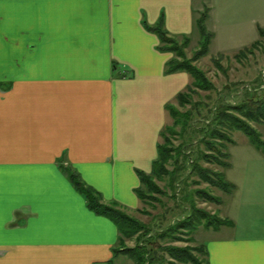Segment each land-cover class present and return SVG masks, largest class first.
I'll use <instances>...</instances> for the list:
<instances>
[{
    "label": "crops",
    "instance_id": "crops-1",
    "mask_svg": "<svg viewBox=\"0 0 264 264\" xmlns=\"http://www.w3.org/2000/svg\"><path fill=\"white\" fill-rule=\"evenodd\" d=\"M230 1L248 24L217 40L228 0H0V264H114L116 224L88 209L64 168L104 203L140 206L138 172H151L167 107L191 82L165 73L173 55L146 27L191 36L207 10L209 48L240 51L264 29V0ZM248 160L257 171L226 178L230 224L205 242L208 264H264V154Z\"/></svg>",
    "mask_w": 264,
    "mask_h": 264
},
{
    "label": "trees",
    "instance_id": "trees-1",
    "mask_svg": "<svg viewBox=\"0 0 264 264\" xmlns=\"http://www.w3.org/2000/svg\"><path fill=\"white\" fill-rule=\"evenodd\" d=\"M206 17L207 13H202L194 21V26L200 35V44L191 58H187L185 54V49L190 42L188 36L181 38L170 36L165 31L162 21L156 26L146 27L158 36L160 41L159 50L171 52L173 55L172 59L166 64L165 73L186 72L192 80L186 91L176 96L177 106L170 105L167 107L173 123L171 126L164 127L161 132L163 143L158 146V156L152 164L151 172L148 174L138 172L140 187L135 192L139 201L146 204V206L152 204L153 201L160 203L161 201L157 200L164 195V191L160 189L156 181L167 179L172 187L173 185L178 186L181 181H184L186 175L192 173L209 186L225 194L232 193L234 185L226 180L222 172L212 171L197 164V161L202 160L205 163L216 164L223 169H227L229 163L223 159L227 158L228 154L224 152V149L227 142L233 143L228 136L229 132L240 131L257 150L264 154V141L261 139L259 132L251 126V123H264V96L232 105L223 94H218L213 107L207 111L204 126L199 127L197 130L201 134L198 141L203 146V150H197L192 159L186 156L184 150L188 143L183 142L177 147H174L172 143L174 135L180 134V132L182 136L186 134L185 128L191 120L190 111L181 112L178 108H184L189 104L192 96L197 94L199 90L211 91L214 89L205 74L194 65V62L207 54L212 38V34L205 28ZM258 34L261 39H264V29L259 28ZM256 45H259V41L254 42L251 47ZM246 50V48L240 50L235 55V59L245 58ZM217 66L221 68L220 65ZM176 128H179V131ZM179 160H182L180 164ZM169 164L173 165L172 170L168 169ZM64 172L75 190L84 196L88 209L97 215L109 218L116 224L119 237L117 246L114 248L115 256L122 255L131 260L133 264H166L165 256L178 263L201 264L193 256L192 251L206 254L203 246L189 249L187 247L163 246L160 244L162 240H168L169 242L182 240L179 234L191 232L194 229L195 220L198 222L199 219H205L203 211L197 209L192 200L190 201L189 214L186 217L178 219L158 231L128 216L126 210L117 203H104L101 195L87 186L79 175L70 168H64ZM173 195H175V192ZM194 195L206 201H214L213 197L204 191L190 193L191 197H194ZM141 212L146 214L144 210H141ZM214 220L219 226L230 224L226 219ZM133 237L136 245L127 248L124 245L125 240H130Z\"/></svg>",
    "mask_w": 264,
    "mask_h": 264
},
{
    "label": "rangeland",
    "instance_id": "rangeland-1",
    "mask_svg": "<svg viewBox=\"0 0 264 264\" xmlns=\"http://www.w3.org/2000/svg\"><path fill=\"white\" fill-rule=\"evenodd\" d=\"M228 4L221 6V8H216V17L213 19L215 23V32L217 35V40L223 38V34L227 33V37L231 39L234 35L232 33L233 27L236 28V24H239L241 29L244 31L245 24H248V19H243L240 22L239 18L236 16L237 10L235 9L234 1L228 0ZM197 5V3H196ZM202 13H207L204 10ZM201 13V14H202ZM199 14L198 17L201 15ZM212 22V21H211ZM244 22V23H243ZM243 23V26H242ZM208 25V24H206ZM205 25V26H206ZM264 25V23H263ZM210 26V22H209ZM206 28V27H205ZM211 28V26L209 27ZM208 29V26H207ZM237 29V28H236ZM208 31V30H207ZM209 32V31H208ZM190 38V42L185 49V54L187 58H191L194 52L198 49L200 44V35L197 29ZM181 38V37H179ZM259 45L254 47H246L245 58L240 60L235 59V55L239 51H228L227 53L217 54L215 48L219 46L216 42L211 45L207 54L200 58L198 61L194 62V65L201 70L206 78L212 83L214 89L211 91H198L190 99V103L184 108H178L181 112H191V120L185 128V135L182 133L176 134L172 137V143L174 147L179 146L183 142L188 143L184 147L186 156L192 159L195 156L197 150H203V146L199 143L200 133L197 131L199 127L204 126L205 118L207 117V111L213 107L218 94H223L225 98L232 103V105H237L240 102L248 99H258L264 96V39H259ZM246 42V41H245ZM245 49V48H244ZM218 63V64H217ZM220 65L221 68H218ZM192 81V80H191ZM191 83V82H190ZM171 105L177 106V102H173ZM195 105V106H194ZM166 125L171 126L173 123L172 118L168 111H166ZM251 126L256 129L261 139L264 141V123L255 124L251 123ZM179 131V128H176ZM163 131V130H162ZM228 136L231 138L233 143H226L224 152L231 156L230 161L233 162V170L228 171L223 169L216 164L205 163L200 160L197 164L200 167L210 169L212 171L222 172L225 178L236 179L238 174L242 171H257L258 163L254 162L252 164V159L258 157L262 152L257 150L248 140V138L240 131L234 130L229 132ZM163 143V137H160V144ZM263 154V153H262ZM229 157L223 160L228 162ZM179 164L182 160H179ZM241 162V164H240ZM168 169L172 170L173 165L169 164ZM231 172L233 175L231 176ZM156 184L164 191V195L158 198L157 201H153L152 204L146 206L140 202V206L136 210H131V212H126L128 216L134 218L140 223L152 227L154 230H161L162 228L171 225L173 222L186 217L189 214L190 201L194 203L195 207L205 214V219H199L197 222L194 221V229L186 234H179L182 240L176 242H169L168 240H162L161 245H171L173 247H187L193 249L196 247H205V242L212 237H219L223 235V232L214 233L213 231L218 230L221 226L214 219L222 220L223 211L228 203L229 198L222 191L209 186L207 183L202 182L197 175L189 174L184 177V181H181L178 186L173 187L169 184V180L156 181ZM204 191L213 197L214 201H206L196 195L194 197L190 196L191 192ZM175 192V195H173ZM175 196V198H173ZM141 210L146 211V214H142ZM234 234H240L243 232L241 229L235 230ZM232 233V232H231ZM127 248H132L136 245L135 238L130 240H125L124 244ZM193 252V256L201 264H208L206 254ZM166 264H190V263H178L168 256H165ZM114 264H133L131 260L120 255L114 260Z\"/></svg>",
    "mask_w": 264,
    "mask_h": 264
}]
</instances>
